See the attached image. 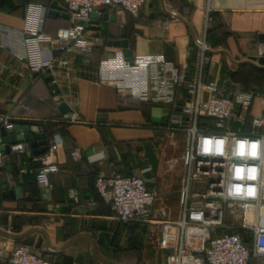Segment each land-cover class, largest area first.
<instances>
[{
    "label": "crops",
    "instance_id": "crops-1",
    "mask_svg": "<svg viewBox=\"0 0 264 264\" xmlns=\"http://www.w3.org/2000/svg\"><path fill=\"white\" fill-rule=\"evenodd\" d=\"M56 2L62 10L50 15ZM32 4L47 8L44 34L55 37L70 25L62 0H0V113L10 114L16 126L39 129L48 150L57 145L54 162L59 172L50 177L51 190H45L36 174L48 150L33 155L22 143L26 155H6L0 168V264H8L19 245L54 264H167L178 238L165 223L179 220L183 174L180 162L169 161L181 156L182 144L187 145L185 132L171 128V119L179 112L191 78L193 38L209 8L212 22L205 37L204 81L222 89L225 96L241 91L264 97V65L259 63L260 51L264 52L260 37L264 0H148L137 17L106 9L109 19L98 17L91 24L92 50H76L69 56L73 68L69 80L56 72L33 74L24 60L21 31ZM116 42H126L131 57L163 56L179 67L185 80L174 105L141 102L98 80L101 62L125 52ZM44 49L50 52L51 46L45 44ZM56 76L63 102L83 123L67 122L58 110L60 104L53 103ZM250 112L261 114L257 99ZM75 148L84 152L80 162L70 158ZM112 172L147 180L158 193L150 219L159 223L125 224L114 218L96 189L98 176ZM92 201L96 205H90ZM218 232L191 231L187 243L199 250ZM150 235L155 241L149 242ZM247 247L252 248L250 235ZM250 264H264V257L252 256Z\"/></svg>",
    "mask_w": 264,
    "mask_h": 264
},
{
    "label": "built area",
    "instance_id": "built-area-1",
    "mask_svg": "<svg viewBox=\"0 0 264 264\" xmlns=\"http://www.w3.org/2000/svg\"><path fill=\"white\" fill-rule=\"evenodd\" d=\"M147 1L62 0L70 25L59 29L55 37L42 32L47 8L30 5L26 27L21 31L24 60L30 72L37 75L56 72L64 79H71L73 68L69 56L76 50H92L91 15L102 9H113L118 16L137 17ZM211 22L208 8L201 29L193 38L195 59L191 78L179 112L171 119V128L185 132L187 145L181 160L171 158L169 161L176 164L181 161L183 174L179 220L173 225L165 223L175 229L178 238V244L167 257V264H250L252 256L264 257V97L241 91L225 96L222 89L204 81L208 52L205 37ZM45 44L51 46L50 52L44 49ZM53 52L59 55L52 56ZM96 76L122 95L165 106L175 104L178 89L185 80L179 67L163 56L129 59L124 51L104 59ZM52 86V101L59 105L64 100L60 77L53 78ZM255 99L261 108L259 116H252L250 112ZM64 118L72 124L83 123L75 112ZM17 124L10 114L0 113V129L11 131ZM232 125L238 127L233 129ZM57 149L55 144L50 146L45 164L36 174L38 184L45 190H51L50 177L59 172L54 162ZM10 151L11 154L28 153L22 143L12 145ZM6 155L0 150V168ZM70 158L82 161L83 150L75 148ZM96 189L117 221L159 223L150 219L158 193L148 187L145 178L112 172L98 176ZM76 195L72 193L73 197ZM194 230L223 233L208 238L204 247L195 250L187 243ZM236 231L250 235L251 249ZM8 264L54 263L31 252L27 246L19 245L12 251Z\"/></svg>",
    "mask_w": 264,
    "mask_h": 264
},
{
    "label": "water",
    "instance_id": "water-1",
    "mask_svg": "<svg viewBox=\"0 0 264 264\" xmlns=\"http://www.w3.org/2000/svg\"><path fill=\"white\" fill-rule=\"evenodd\" d=\"M56 10L59 11L62 10V8H59L57 2L53 4L50 15L58 14ZM98 17L103 18L104 20H108L110 16L105 12L104 9L99 10L98 12H95L91 15V24H93L94 20ZM260 37L261 39H264V35H261ZM115 45L124 48L125 54L129 59H131V52L130 50H128V46L126 42H116ZM260 54L261 56L259 58V63L261 65H264V52L261 53L260 51ZM58 110L62 115H67L69 113H72V109L65 102L61 103L58 106ZM35 131L36 132H33L30 127L23 128L21 126H15L14 129L11 131H7L6 129L1 128L0 135L2 139L0 140V150H3L6 152L7 155H10L11 154L10 147L12 145L27 143L29 148L32 150L33 155L45 154L46 151L48 150V143L46 140V136L44 134L39 133V129L37 128L35 129ZM3 144H5L6 146H3Z\"/></svg>",
    "mask_w": 264,
    "mask_h": 264
},
{
    "label": "rangeland",
    "instance_id": "rangeland-1",
    "mask_svg": "<svg viewBox=\"0 0 264 264\" xmlns=\"http://www.w3.org/2000/svg\"><path fill=\"white\" fill-rule=\"evenodd\" d=\"M232 127H233V129H236V128L238 127V125H232ZM165 145H167V144H164L163 147H164ZM166 147H167V146H166ZM182 147H183V154H184L185 149H186L185 142L182 144ZM183 154H182L181 156H175V157H172V156H171V158H176V159H180V160H181ZM180 163H181V161H180ZM233 223H234V222H233ZM236 223H237V221L235 222V224H236ZM228 231H231V230H228ZM149 237H150L149 242H153V241H155V238L153 237V235H150Z\"/></svg>",
    "mask_w": 264,
    "mask_h": 264
},
{
    "label": "trees",
    "instance_id": "trees-1",
    "mask_svg": "<svg viewBox=\"0 0 264 264\" xmlns=\"http://www.w3.org/2000/svg\"><path fill=\"white\" fill-rule=\"evenodd\" d=\"M236 232L240 234V236H241L243 242L247 245L248 242H249V234H248V233H245V232H242V231H236ZM222 233H223V232L220 231V232H218L217 235H220V234H222Z\"/></svg>",
    "mask_w": 264,
    "mask_h": 264
}]
</instances>
